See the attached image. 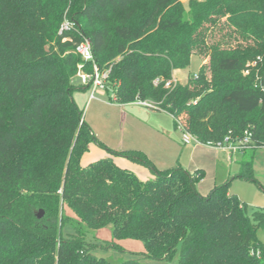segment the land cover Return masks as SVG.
I'll use <instances>...</instances> for the list:
<instances>
[{"label":"trees","instance_id":"obj_1","mask_svg":"<svg viewBox=\"0 0 264 264\" xmlns=\"http://www.w3.org/2000/svg\"><path fill=\"white\" fill-rule=\"evenodd\" d=\"M68 18L75 27L60 35ZM214 32L223 41L208 44ZM85 39L109 70L114 103L149 101L202 145L249 130L264 147V0H190L188 9L181 0H0V264H114L95 252H124L126 240L154 261L182 246L180 264H264V209L231 194V179L203 196L204 171L160 170L97 139L73 97L88 89L75 81ZM196 45L208 66L165 88ZM91 144L154 177L143 181L112 157L83 166ZM253 165L246 159L240 177L255 180ZM108 227L111 243L90 237Z\"/></svg>","mask_w":264,"mask_h":264},{"label":"crops","instance_id":"obj_2","mask_svg":"<svg viewBox=\"0 0 264 264\" xmlns=\"http://www.w3.org/2000/svg\"><path fill=\"white\" fill-rule=\"evenodd\" d=\"M177 73L178 70L174 71L173 78L180 83ZM103 94L104 92H99L91 98L89 88L74 94V100L80 109L86 101L96 103L93 106L96 117L89 119L88 123L85 118L84 120L97 139L115 152H141L160 170L180 167L190 173L204 171V178L198 185L203 196H207L215 186L229 180L232 164L237 163L241 167L249 158L255 164L257 153L264 149L232 153L228 157V152L222 155L212 147L184 145L180 139L181 131L168 113L143 108L134 103L120 105L114 103V97L108 103L102 100ZM107 157H112L119 166L134 172L143 181L154 177L148 168L128 159L111 156L95 144H91L89 151L83 156L82 165L88 166Z\"/></svg>","mask_w":264,"mask_h":264},{"label":"rangeland","instance_id":"obj_3","mask_svg":"<svg viewBox=\"0 0 264 264\" xmlns=\"http://www.w3.org/2000/svg\"><path fill=\"white\" fill-rule=\"evenodd\" d=\"M190 0H181V3L188 9ZM204 1V0H199ZM223 35L214 32L213 35L209 36L208 44H212L215 42H222L223 41ZM222 40V41H221ZM200 47L196 45V48L194 50V55L192 57L190 65L185 68L178 70L177 78L179 79L180 83L182 85H185L190 78L196 77L203 64L208 66L209 64V57L204 56L201 54ZM204 57V59H202ZM204 60V61H203ZM76 84H79V81L76 79ZM177 82V84H180ZM74 97V96H73ZM114 97V89L109 88L108 91L104 92L102 100L106 102H111L110 98ZM94 104L96 103H88L87 101L83 103V107L81 108L82 111H84V118L85 120L92 119L93 117H96V112L94 110ZM180 132V131H179ZM183 133L180 132V139L182 140ZM220 154L224 155L227 153L226 150L223 149H217ZM229 157V153H228ZM240 168L239 164L235 163L232 164V168L230 171V178L231 179V185L229 187V192L231 194H234L238 197V199L245 204L250 211L258 210V209H264V149L259 151L256 155L255 164L253 166V173L255 180H250L246 178L240 177ZM69 215H71L69 213ZM63 233L65 235L74 233V229L69 226L65 225L63 228ZM259 238L264 242V232L262 230L258 233ZM91 238H94L97 240L100 244H105L107 242L113 241V232L110 227L105 228L98 233H95L94 235H90ZM118 244L123 248L124 252H120L118 250L109 249H98L95 253L97 256L104 257L105 259L109 260L110 262L114 264H121L124 261L133 259V258H139L140 261L143 264H180V254H181V248L180 246L178 248V251L176 255L173 257L170 261H154L147 259L144 254L146 253L145 246L140 241H134V240H126V241H120Z\"/></svg>","mask_w":264,"mask_h":264},{"label":"built area","instance_id":"obj_4","mask_svg":"<svg viewBox=\"0 0 264 264\" xmlns=\"http://www.w3.org/2000/svg\"><path fill=\"white\" fill-rule=\"evenodd\" d=\"M75 27V22L72 19H65L59 34L71 31ZM76 53L80 56L83 63L78 66V71L76 74V79L79 81V84L82 86L88 87L91 91V98H94L95 95L99 92H106L108 89V79H109V70L100 71L98 65L95 61V56L92 49V44L89 39H85L82 43H80L76 48ZM86 64L92 65V70L89 72L85 69ZM247 71L245 74H248ZM160 83L159 80L154 82L155 86H158ZM177 82L175 80H170L166 82L165 88L169 89L172 86H175ZM134 104L148 109H157L155 105L149 101L137 100ZM178 129L183 133L182 143L184 145L198 144L202 145L199 140L187 132L184 129V126L181 122L178 121L177 124ZM204 146L212 147L215 149H223L226 150L229 154L232 153H244L249 150H255L259 148H264L262 146L257 145L256 141L253 137V132L246 131L241 138L236 140L226 139L223 143L217 144H207Z\"/></svg>","mask_w":264,"mask_h":264},{"label":"water","instance_id":"obj_5","mask_svg":"<svg viewBox=\"0 0 264 264\" xmlns=\"http://www.w3.org/2000/svg\"><path fill=\"white\" fill-rule=\"evenodd\" d=\"M44 215H45L44 211L41 210V211L38 213L37 218H38L39 220H41V219L44 218Z\"/></svg>","mask_w":264,"mask_h":264}]
</instances>
